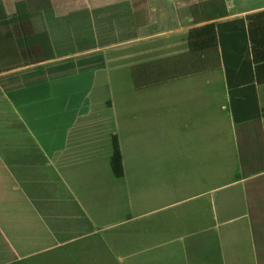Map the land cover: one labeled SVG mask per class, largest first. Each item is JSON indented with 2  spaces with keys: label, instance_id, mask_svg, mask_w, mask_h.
I'll return each mask as SVG.
<instances>
[{
  "label": "crops",
  "instance_id": "obj_1",
  "mask_svg": "<svg viewBox=\"0 0 264 264\" xmlns=\"http://www.w3.org/2000/svg\"><path fill=\"white\" fill-rule=\"evenodd\" d=\"M24 1L36 17L15 36L54 38L31 49L94 45L0 74V264H264V65L242 28L221 27L236 122L221 47L190 50L212 0ZM236 1L219 21L264 10ZM122 77L128 104H52Z\"/></svg>",
  "mask_w": 264,
  "mask_h": 264
},
{
  "label": "trees",
  "instance_id": "obj_2",
  "mask_svg": "<svg viewBox=\"0 0 264 264\" xmlns=\"http://www.w3.org/2000/svg\"><path fill=\"white\" fill-rule=\"evenodd\" d=\"M221 5V9H220ZM194 12L197 10L200 14L195 17V23L208 22L200 27L191 29L190 31V50L194 55L211 56L212 53L218 51V46L221 47V55L217 54V57H222L225 64V72L227 81L229 84L230 96L232 103L234 102V87L231 83V71L227 67V55L224 48V36L222 26L225 23H232L234 28H238V35L240 28H242L243 39L247 48V58L252 65H264V10L261 12H255L248 14L244 17L234 18L226 21H219L228 15V11L225 7V0H212L209 3H200L195 6ZM15 13L9 15L4 4V0H0V74L5 71L17 68V66H28L30 64L43 62L46 60L54 59L58 56H64L62 54H74L88 50L87 48L92 44H84L79 39H73L74 46L69 49L56 48L47 51L33 50L31 49V41L33 39H39L43 41L47 39L54 41L48 33L42 32L36 35H26L23 37H16L12 27L14 25L23 26L26 22H29L36 15L32 14L28 10L27 3L24 0L17 1L15 3ZM196 13V15H197ZM209 47V48H206ZM17 60V62H16ZM19 64V65H18ZM208 70L207 67L202 68V72ZM255 79L261 82L263 79L259 75V69L254 71ZM254 89V103L256 105L257 113L254 117L257 120L264 118V107L260 108L258 103V97L256 88ZM234 107V103H233ZM234 118L237 122V116ZM113 153L110 160V165L114 175L118 178L123 177V161L120 149L119 140L116 135L112 139ZM264 168V167H263ZM243 171H247L245 162H243Z\"/></svg>",
  "mask_w": 264,
  "mask_h": 264
},
{
  "label": "rangeland",
  "instance_id": "obj_3",
  "mask_svg": "<svg viewBox=\"0 0 264 264\" xmlns=\"http://www.w3.org/2000/svg\"><path fill=\"white\" fill-rule=\"evenodd\" d=\"M12 1L15 0H5V4L7 7V10L9 13L14 11V5L12 4ZM44 2V0H42ZM236 4L238 6H241L242 8L247 7H253V6H259L264 5V0H237ZM107 77V75L105 76ZM104 79V78H103ZM78 83L79 81L77 79L68 81L67 83L70 84V86L73 88V90H77V86H75L74 83ZM90 80L88 78H83V80L80 81L82 86L90 84ZM104 83H107L106 81H101ZM74 84V86H73ZM127 80L123 79L120 81V83H110V89L106 88V86L102 84H98V86H94L92 88V91H89V95L86 96L85 91L78 90L75 91L71 97H59L57 101L52 102L53 105H56L58 107L62 106H71L73 108H87V107H95L99 108L102 105V102L106 99H111L116 102L117 105H123L128 104L129 100L123 96H126L127 93H129V88ZM70 87V88H71ZM125 98V99H124ZM124 99V100H123ZM126 101L127 103H125ZM74 116V114H73Z\"/></svg>",
  "mask_w": 264,
  "mask_h": 264
}]
</instances>
